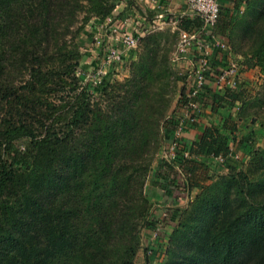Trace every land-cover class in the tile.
Here are the masks:
<instances>
[{
    "label": "trees",
    "instance_id": "obj_1",
    "mask_svg": "<svg viewBox=\"0 0 264 264\" xmlns=\"http://www.w3.org/2000/svg\"><path fill=\"white\" fill-rule=\"evenodd\" d=\"M110 3L0 0V264H132L134 245L128 259L116 263L109 255L130 225L147 213L146 196L156 191L164 196L166 220L177 224L165 234L169 247L164 264H264V145L255 146L251 132L238 142L234 137L236 146H230L226 130H236L227 121L234 119L232 113L223 116L220 111L243 102L247 89L239 84L213 90V75L226 62L219 61L226 60V54L215 49L195 98L198 110L191 111L190 98L182 93L181 115L168 116L161 127L168 144L188 110L193 121L187 129L199 133L191 143L179 139L175 159L154 170L143 193L147 164L137 163L144 154L135 149L138 127H125L127 134L118 139L113 132L128 120L126 105L138 101L136 84H118L121 96L111 105L106 104L110 98H104L109 85L103 79L105 103L95 99L81 85L86 66L78 47L83 42L71 35L77 14L86 8L84 12L106 15ZM240 4L237 0L232 9L220 8L212 30L229 46ZM106 22L114 24L111 18ZM201 27L196 15L179 17V30L194 33ZM250 52L249 67L257 58L264 70V32ZM188 56L197 59L198 53ZM234 61L243 72L244 61ZM193 75L194 68L187 82ZM255 99L264 105V93ZM208 105L221 120L200 126L197 117ZM259 110L264 129V109ZM81 126L88 127L82 146ZM143 131L139 129L142 137ZM241 144L245 154L244 147H255L252 166L244 168L236 152ZM212 158L218 162L210 163ZM214 172L222 174L218 185L207 183ZM179 199H186L187 206L179 207ZM160 223L152 217L146 225L155 230Z\"/></svg>",
    "mask_w": 264,
    "mask_h": 264
},
{
    "label": "rangeland",
    "instance_id": "obj_2",
    "mask_svg": "<svg viewBox=\"0 0 264 264\" xmlns=\"http://www.w3.org/2000/svg\"><path fill=\"white\" fill-rule=\"evenodd\" d=\"M110 1L113 3V5L112 3L109 5L112 6V9L110 12L105 11L106 15L104 13L97 15L91 12H84L87 11L86 8L77 14L71 29V35L74 34L75 42H79V40L83 42V45L78 47L80 61L86 66L85 78L81 85L85 86L95 99H102L103 95H101L100 89L102 88L103 79L109 85L104 98H110V100L106 101V104L111 105L110 101L112 99L115 98L117 100L118 95L121 96V92L117 88L118 84H126L128 81L136 84L134 93L139 94L138 101H132V105H126L124 109L128 110V120H122L125 123L116 125L113 132L116 131L115 135L118 139L120 134L122 136L127 134H123L122 131L125 127L129 129L130 126L133 129L138 127V131L136 130L135 149H138V153L141 150L142 152L144 151V154L141 153L137 158V163L144 162L147 164L142 185L143 193H145L149 190V183L154 170H159L160 164L163 161L166 162L167 141L164 139V134L161 130L163 121L172 114L181 115L179 97L182 93L185 94L187 92V77L191 74L196 59H192L191 56L187 58L177 56L179 17L181 15L177 12L162 10L163 15L157 19L155 29L148 33L134 50H128L125 54L123 53L121 62H105L104 49L108 44L115 42V37L109 34L108 31L110 23H107L106 20L111 18L115 22L123 17L122 14H125L123 12L128 10V6H135L134 0ZM131 8L133 9V7ZM263 9L264 0H241L235 25L229 32L230 55L232 60H237L238 58L244 61L245 67L243 66L240 84H244L247 89L246 98L243 102L227 104L225 109L223 107L220 108L223 116L229 114L228 112L234 113V115H231L234 117V121L228 120L227 123L229 126H234L236 131L231 134L230 130H226L229 132V142L232 147L236 146L234 137H236L238 142L241 139V135L251 132L253 134L252 137L254 136L253 139L258 144L255 146L263 147L264 145V129L261 126L259 117L261 113H259V108L263 110L264 105L258 103V100L255 99V97H261L264 93V70L257 58L253 59L254 65L252 67H249L246 62L250 58L248 53L249 55L250 53L252 54L250 51L258 44L260 36L264 32ZM133 10L135 11L130 12L132 15L131 19L138 20L144 17L151 23L158 9L150 5L147 7L144 4L142 8L135 7ZM181 76H185V78H181ZM212 87L213 90H217L214 85ZM101 103H105V100L102 99ZM183 113L184 119L190 115L185 111ZM228 116L230 119L231 116ZM85 128L88 129V127L81 126L79 131L81 133L79 137L81 146L84 140L87 139ZM139 129L144 130L143 137L140 136L141 131L139 132ZM255 132L256 134H254ZM238 148L240 149L236 150V152L240 158H243V163L245 162L244 168L249 163L252 166L255 162L254 159L257 157L256 154L254 155L255 151H253L255 147H244L248 150V154L243 152L242 144ZM137 163L134 168L136 171H138ZM139 172L142 171L140 170ZM219 173L214 172L207 183L216 181L218 185L221 182L219 175H222ZM182 180L183 177L179 175L178 182H182ZM151 198L146 196L147 213L143 217H138L135 225H130L129 230L122 235L123 239L121 242L116 243L115 249L109 255L116 263L125 257L126 259L130 257V248L133 245L136 251L132 257V264L165 263L169 247V237L165 234L169 233L172 227H176L177 224L168 219L166 220L164 215L165 208L162 206L163 198L161 197L162 199L159 201L151 200ZM183 198L185 197L183 196ZM178 202L181 208L187 206L186 199H179ZM152 217L158 220L161 219L158 229L155 228L154 230L146 225ZM133 226L134 229H132ZM136 240L137 242H134ZM124 250L125 252H123ZM152 253L154 257L150 256ZM148 257L149 261H147Z\"/></svg>",
    "mask_w": 264,
    "mask_h": 264
},
{
    "label": "built area",
    "instance_id": "obj_3",
    "mask_svg": "<svg viewBox=\"0 0 264 264\" xmlns=\"http://www.w3.org/2000/svg\"><path fill=\"white\" fill-rule=\"evenodd\" d=\"M185 1L188 10L202 20L201 30L197 32L189 33L185 30H179L176 51L177 56L180 58H187L193 51H197L198 53L196 63H194V75L187 82L186 94L190 98L188 106L191 108V111H196L198 110L199 103L195 101V98L198 95L199 89L204 85L205 73L210 69L209 58L215 49H219L226 54L225 65L220 64L213 75V85L218 90L225 87L236 88L242 81L243 72L240 69V65L232 60L228 43L212 34L220 12L218 0ZM158 18L160 17L152 19L151 23L145 19L135 21V19L126 18L117 20L114 24L110 25L108 31L109 34L115 37V42H113L114 44L111 42L112 44H108L104 49L105 62H121L123 53L125 54L128 50H134L139 42L155 29ZM185 112L190 115L185 119L182 115L180 123L174 131L172 140L167 144L166 160L169 162L175 159L176 152L179 149L178 141L183 137L184 131L187 130V125L193 121L192 112L190 113L188 110ZM184 156H188V153L185 152Z\"/></svg>",
    "mask_w": 264,
    "mask_h": 264
},
{
    "label": "crops",
    "instance_id": "obj_4",
    "mask_svg": "<svg viewBox=\"0 0 264 264\" xmlns=\"http://www.w3.org/2000/svg\"><path fill=\"white\" fill-rule=\"evenodd\" d=\"M134 1H135L134 2L135 6H128L129 7L128 10H126V12H123L125 14H122L123 17L121 18V20L122 19H126V18H130L131 19V16L132 15L130 14V12L131 11H135V10H133V9H135V7H139V8L141 7L142 8V5H144V4L147 7L149 5L150 6L157 7L158 10H157V14L155 15V18L156 17H161V15H163V13L161 12L162 10H168V11L174 12V13L177 12V13H180L181 15L182 14L183 15L185 14L188 17H194L195 16L192 12H190L188 10L187 4H186V1L185 0H134ZM236 1L237 0H218V3L220 5V8L223 10V9H226V8L227 9H232L233 8V5H234V2H236ZM131 7H133V9ZM141 19L147 20L144 17H141ZM135 20H137V19H135ZM138 20H140V19H138ZM225 41L227 42L226 39H225ZM219 61L221 63L225 62L224 59H220V58H219ZM202 112H204L202 114V116L197 117L198 124L200 126H207V125H210L212 123V121L215 122V121L221 120V117H219V115L218 116H215V114L212 112V110H211V108H210L209 105ZM232 115H234V113ZM232 119H234V117H232ZM236 121H237V119H236ZM198 133L199 132H198V129L197 128H188L183 133V140L186 143H191L195 139V137L197 136ZM217 159L216 158L209 159V162L210 163H216V162H218ZM161 197L163 198L162 201L164 202V196H162V194L160 193V191H156L155 194L153 195V198L155 200H158V201L160 199H162Z\"/></svg>",
    "mask_w": 264,
    "mask_h": 264
}]
</instances>
